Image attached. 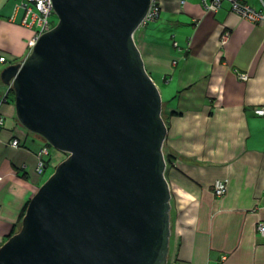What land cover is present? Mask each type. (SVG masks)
<instances>
[{
  "label": "water",
  "instance_id": "1",
  "mask_svg": "<svg viewBox=\"0 0 264 264\" xmlns=\"http://www.w3.org/2000/svg\"><path fill=\"white\" fill-rule=\"evenodd\" d=\"M56 26L2 81L19 123L67 154L0 264H166L162 98L134 41L151 0H52Z\"/></svg>",
  "mask_w": 264,
  "mask_h": 264
},
{
  "label": "crops",
  "instance_id": "2",
  "mask_svg": "<svg viewBox=\"0 0 264 264\" xmlns=\"http://www.w3.org/2000/svg\"><path fill=\"white\" fill-rule=\"evenodd\" d=\"M239 1L264 8V0ZM158 2L159 19L140 28L134 41L167 96L166 264H264V237L257 232L264 222V118L254 113L264 107V25L234 14L228 2L215 13L201 0ZM19 3L0 0V58H6L0 62V247L55 170L39 155L45 142L19 123L10 86L2 81L6 68L29 56L36 35L22 24ZM217 180L228 181L223 197L212 192Z\"/></svg>",
  "mask_w": 264,
  "mask_h": 264
},
{
  "label": "built area",
  "instance_id": "3",
  "mask_svg": "<svg viewBox=\"0 0 264 264\" xmlns=\"http://www.w3.org/2000/svg\"><path fill=\"white\" fill-rule=\"evenodd\" d=\"M206 10L211 13L217 12L223 2H228L231 5V11L241 17L242 19L256 24L264 25V8L262 10H256L251 6L240 2L239 0H201ZM16 9H22L24 11V18L22 24L28 28L35 30V38L33 40V46L36 41L45 33L52 30L55 26L54 21L51 20V16L54 13L52 0H20V3L16 6ZM161 7L158 0H151L150 10L141 25L145 27L149 23L156 22L160 17ZM227 36L224 37L223 43H226ZM177 47V44H174ZM6 58H0V62H5ZM246 75H242L243 81L247 80ZM256 116L264 118V107L256 108L254 110ZM3 125V118L0 117V126ZM13 148L19 147L18 141L11 143ZM40 157H46L49 155V149L45 145L40 151ZM45 168V163L40 160L37 167V172L42 173ZM2 179L0 178V181ZM228 191V181L217 180L213 186V194L216 197H223ZM257 232L259 236L264 237V222H259L257 225Z\"/></svg>",
  "mask_w": 264,
  "mask_h": 264
},
{
  "label": "rangeland",
  "instance_id": "4",
  "mask_svg": "<svg viewBox=\"0 0 264 264\" xmlns=\"http://www.w3.org/2000/svg\"><path fill=\"white\" fill-rule=\"evenodd\" d=\"M51 20H53V21H55L56 23L58 22V17L56 16V14L55 13H53L52 14V16H51ZM138 32V31H137ZM160 95H161V98H162V103H164V101H166V99H167V96H166V94H164L163 92H161V90H160ZM162 93H163V95H162ZM163 109H164V111L166 110L165 109V107H167L165 104H163ZM162 116V115H161ZM163 119H164V122H165V117H166V114H163ZM18 148V147H17ZM48 149H49V156L47 157L48 159H49V162H51L52 163V166L53 167H55V169H56V167L61 163V162H63L65 159H67V157H68V155L67 154H64V153H62V152H60V151H58V150H56L55 148H53L52 146H48ZM52 171H54V170H52Z\"/></svg>",
  "mask_w": 264,
  "mask_h": 264
},
{
  "label": "trees",
  "instance_id": "5",
  "mask_svg": "<svg viewBox=\"0 0 264 264\" xmlns=\"http://www.w3.org/2000/svg\"><path fill=\"white\" fill-rule=\"evenodd\" d=\"M154 23V22H153ZM57 23L54 21V26L56 25ZM150 24V23H149ZM147 26V25H146ZM10 92L12 93V95H13V102L15 103V94H14V91H13V89L12 88H10ZM163 114H164V109H163V107H162V116H163ZM163 118V117H162ZM164 120V119H163ZM38 136V135H37ZM39 138H41L40 136H38ZM44 142H45V145L48 147L49 146V144L43 139V138H41ZM49 156V155H48ZM48 156H46V157H48ZM166 159V163H169L170 162V158L169 157H166L165 158ZM55 171V170H54ZM54 173V172H53ZM48 180V178L46 179V181ZM45 181V182H46ZM29 203V202H28ZM28 203L25 205V207H24V209H23V211H22V214H21V216H20V220H19V225H18V228H17V230L16 231H14L9 237H8V239L9 238H11L13 235H15L16 233H18L19 232V230L21 229V224H22V220H23V217L25 216V213H26V210H27V207H28Z\"/></svg>",
  "mask_w": 264,
  "mask_h": 264
}]
</instances>
